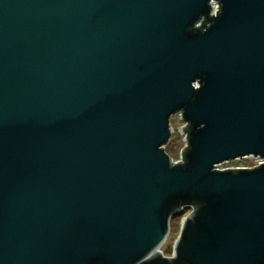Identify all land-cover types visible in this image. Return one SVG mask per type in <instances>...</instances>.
I'll use <instances>...</instances> for the list:
<instances>
[{"label": "water", "instance_id": "1", "mask_svg": "<svg viewBox=\"0 0 264 264\" xmlns=\"http://www.w3.org/2000/svg\"><path fill=\"white\" fill-rule=\"evenodd\" d=\"M248 155L264 0H0V264H264Z\"/></svg>", "mask_w": 264, "mask_h": 264}, {"label": "rangeland", "instance_id": "2", "mask_svg": "<svg viewBox=\"0 0 264 264\" xmlns=\"http://www.w3.org/2000/svg\"><path fill=\"white\" fill-rule=\"evenodd\" d=\"M217 4L215 3L214 6ZM171 126L173 132L170 136L169 142L166 144L165 149L167 153L177 160L180 158L181 150L185 148L187 144V131H186V121L181 119L180 113L176 112L171 116ZM261 158L254 156L239 157L233 160H228L220 163L217 167L219 169L226 168H243L252 167L258 164ZM190 211V209L185 210V212L171 220V230L163 243L161 250L166 255H172L174 250L175 240L179 235L181 229L182 218Z\"/></svg>", "mask_w": 264, "mask_h": 264}, {"label": "built area", "instance_id": "3", "mask_svg": "<svg viewBox=\"0 0 264 264\" xmlns=\"http://www.w3.org/2000/svg\"><path fill=\"white\" fill-rule=\"evenodd\" d=\"M214 4L215 3H213V6H214ZM214 7H216V6H214ZM182 119V118H181ZM187 136V135H186ZM184 149V148H183ZM183 149L181 150V154H180V160H182L183 159V157H182V151H183ZM249 156V155H248ZM251 156H254V157H258V158H261V160L258 162V163H260V162H262V161H264V158H262L261 156H259V155H251ZM179 159H177V160H179Z\"/></svg>", "mask_w": 264, "mask_h": 264}, {"label": "trees", "instance_id": "4", "mask_svg": "<svg viewBox=\"0 0 264 264\" xmlns=\"http://www.w3.org/2000/svg\"><path fill=\"white\" fill-rule=\"evenodd\" d=\"M183 152L185 153V150H184ZM187 209H189V208H187ZM187 209H186V210H187Z\"/></svg>", "mask_w": 264, "mask_h": 264}]
</instances>
